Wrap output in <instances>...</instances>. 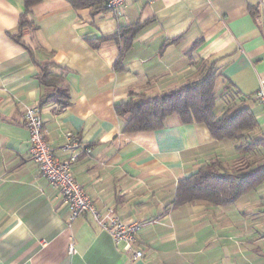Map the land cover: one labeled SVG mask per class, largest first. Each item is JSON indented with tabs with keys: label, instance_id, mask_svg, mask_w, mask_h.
<instances>
[{
	"label": "crops",
	"instance_id": "obj_1",
	"mask_svg": "<svg viewBox=\"0 0 264 264\" xmlns=\"http://www.w3.org/2000/svg\"><path fill=\"white\" fill-rule=\"evenodd\" d=\"M26 13L25 0H0V264H264V183L228 206L174 205L180 181L202 167L218 163L221 175H232L264 166L259 116L246 107L258 126L240 144L178 116L160 129L128 132L132 115L117 112L132 98L163 97L211 71L221 81L218 116L230 106L218 105L226 93L258 102L264 0H127L115 11L42 0ZM24 15L31 25L21 28ZM137 24L128 50L125 39L106 40ZM38 63L66 79L69 107L41 105L48 89ZM37 104L60 159L70 157L69 135L91 148L72 170L95 206L141 225L133 252L91 215L70 221L60 190L30 158L25 112ZM244 143L249 150H238Z\"/></svg>",
	"mask_w": 264,
	"mask_h": 264
},
{
	"label": "trees",
	"instance_id": "obj_2",
	"mask_svg": "<svg viewBox=\"0 0 264 264\" xmlns=\"http://www.w3.org/2000/svg\"><path fill=\"white\" fill-rule=\"evenodd\" d=\"M75 8L103 6V0H66ZM42 0H25L27 13ZM25 15L21 19V28L30 26ZM141 25L122 28L114 37L106 40L125 39L128 50ZM16 42L24 45L21 35L13 36ZM39 80L46 89L52 90L42 100L41 105L57 100L62 109L72 104L69 86L66 79L53 71L49 64H40ZM208 73L203 79L186 84L163 97L150 100L130 99L117 105L120 115L131 114L132 119L126 127L128 132L153 131L164 127L165 121L178 116L184 124H204L215 140H231L243 143L247 134L258 126L255 115L249 108L236 112L225 111L218 116L216 86L218 74ZM225 95V94H224ZM247 132V134H244ZM264 143V140L262 141ZM248 144L238 146V150H249ZM218 163L202 167L196 174L180 181L174 205L176 207L205 201L215 206H228L235 203L241 196L264 183V166L248 171H236L232 175H221Z\"/></svg>",
	"mask_w": 264,
	"mask_h": 264
},
{
	"label": "built area",
	"instance_id": "obj_3",
	"mask_svg": "<svg viewBox=\"0 0 264 264\" xmlns=\"http://www.w3.org/2000/svg\"><path fill=\"white\" fill-rule=\"evenodd\" d=\"M146 1L150 2L151 0ZM126 2L127 0H103V6L107 10L115 11ZM257 100L264 108V76L259 82ZM25 124L30 134V158L38 165L41 174L60 190L62 202L67 207L70 221L84 215H91L99 227L112 236L116 245L122 246L124 252H133L141 225L124 222L112 209L101 212L90 196L85 193L73 173L72 164L82 154H90L91 148L79 138L69 135L64 150L70 153V157L67 160L60 159L56 150L45 138L44 121L38 104L26 109ZM70 249L71 252H74V245H71ZM142 256L141 251L135 252L136 258Z\"/></svg>",
	"mask_w": 264,
	"mask_h": 264
},
{
	"label": "rangeland",
	"instance_id": "obj_4",
	"mask_svg": "<svg viewBox=\"0 0 264 264\" xmlns=\"http://www.w3.org/2000/svg\"><path fill=\"white\" fill-rule=\"evenodd\" d=\"M211 73V72H210ZM215 78L217 77V73L213 75ZM221 81L218 82V86H217V93L221 94ZM52 90H48V93L51 92ZM235 95L232 93H226L225 95H221L219 97V102L218 105L221 103H227V105H230L228 110L230 112H236L237 110L249 107L253 110V112L259 116V122L261 124V126H264V108L262 105H260L254 98V96L250 97V100H247L245 102H243V104L241 102H235ZM244 134H247V132H244ZM249 134V133H248Z\"/></svg>",
	"mask_w": 264,
	"mask_h": 264
}]
</instances>
